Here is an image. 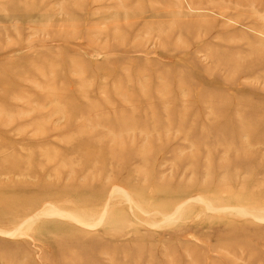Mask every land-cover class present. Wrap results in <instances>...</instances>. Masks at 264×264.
Instances as JSON below:
<instances>
[{"label": "rangeland", "instance_id": "1", "mask_svg": "<svg viewBox=\"0 0 264 264\" xmlns=\"http://www.w3.org/2000/svg\"><path fill=\"white\" fill-rule=\"evenodd\" d=\"M0 264H264V0H0Z\"/></svg>", "mask_w": 264, "mask_h": 264}, {"label": "bare ground", "instance_id": "2", "mask_svg": "<svg viewBox=\"0 0 264 264\" xmlns=\"http://www.w3.org/2000/svg\"><path fill=\"white\" fill-rule=\"evenodd\" d=\"M122 194L124 196H126L125 193H122ZM181 208L182 207H179L178 211L181 210ZM56 215H59L58 217L64 216V214L60 213L59 211L55 210L54 208H47L41 213L40 218L43 217V216H45V217H53V216H56ZM66 216H68V215H65L64 217H66ZM68 219H71V218H69V216H68ZM96 225H98V223Z\"/></svg>", "mask_w": 264, "mask_h": 264}]
</instances>
